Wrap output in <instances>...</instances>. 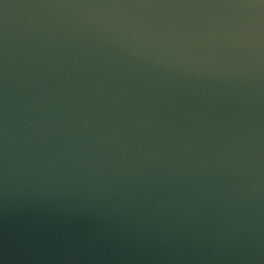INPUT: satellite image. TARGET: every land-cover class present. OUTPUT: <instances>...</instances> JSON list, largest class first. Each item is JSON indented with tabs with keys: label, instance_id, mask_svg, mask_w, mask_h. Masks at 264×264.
<instances>
[{
	"label": "water",
	"instance_id": "water-1",
	"mask_svg": "<svg viewBox=\"0 0 264 264\" xmlns=\"http://www.w3.org/2000/svg\"><path fill=\"white\" fill-rule=\"evenodd\" d=\"M0 264H264V0H0Z\"/></svg>",
	"mask_w": 264,
	"mask_h": 264
}]
</instances>
